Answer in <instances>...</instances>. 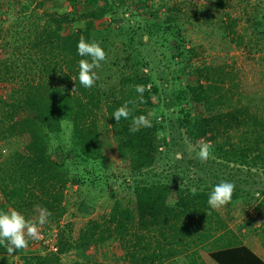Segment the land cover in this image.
Segmentation results:
<instances>
[{
  "label": "trees",
  "instance_id": "16d2710c",
  "mask_svg": "<svg viewBox=\"0 0 264 264\" xmlns=\"http://www.w3.org/2000/svg\"><path fill=\"white\" fill-rule=\"evenodd\" d=\"M82 2L86 9L75 16L80 25L78 28H63L73 22L69 12H53L49 17L50 24L46 23L47 27L40 29L34 24L32 36L27 38L31 47L37 48L38 59H45L41 65L43 78L40 81H24L23 84L17 85L19 92L23 94L24 102L35 112V117L13 120L7 127L0 128L2 138L13 133L26 135L24 147L26 152L17 153L14 166L0 167V173H4L0 175V193L6 205L22 214L23 207L39 206L52 213L50 218L56 219L62 215L61 197L65 177L47 151L49 131L56 130L60 120L66 118L71 120L72 131L68 149L63 151V156H68L72 152L73 162L75 157L78 158L81 154L77 141L79 138L77 118L85 119L89 115L93 118L96 110L103 108L110 125L111 136L124 155L129 176L134 179L130 186L133 195L132 206L120 205L114 201L108 216L104 219L105 231L119 239L134 237V242L133 240L129 242L126 238L127 242L133 244L130 246L131 250L126 252V264H157L172 254L182 257L183 260L181 249L188 251L186 248L189 244L197 245L223 227L217 213L207 203L212 188L220 183L217 181L220 176L224 173L233 175L228 170L232 167L249 169L264 166V114L258 115L246 104H242L241 96L244 94L237 88L231 68L225 69L222 65L212 63L199 65L190 63L192 48L185 46L181 36H175L181 30L174 20L167 19V12H157L156 18L151 16V22L142 25V32L146 36L145 42H142L134 40V31L131 29L141 30L138 25L124 27L121 24L114 30L110 22L94 24L95 20H100L104 16L113 18L117 13L120 15L119 9L123 0ZM212 4L222 8L224 0H212ZM120 18L124 20L122 15ZM251 25L258 28V32L264 38V11L259 17L252 18ZM96 32H102V37L96 36ZM114 32L124 38L120 41V48L125 52L124 66L128 71L126 74H123L124 71L119 73L116 84L114 79L112 80V75H100V69L109 61L111 43L105 44L108 41L107 35ZM230 32L233 33L234 29L230 28ZM81 37L88 42H99L107 53L106 61L101 62V67L95 70L99 79L90 89L84 88L78 78L79 61L90 59L77 54V44ZM150 40H153L154 44L162 45L167 51L165 58L180 63L179 72L190 78L187 77L188 80L184 83L178 79L177 86L172 90L177 96L173 108L179 110L178 127L182 129L186 142L193 143L206 136L211 145L210 151L215 157L207 162H194L195 160L185 159L182 152V158H176L173 166L182 168L183 175L189 171L201 172L194 174L195 178L190 179L189 183L179 185L173 178L158 180L150 178L147 174L156 156L161 155V148L159 150L158 147L168 148L165 123L169 120L167 111L162 109L159 100H153V95L157 98L158 88L161 87L156 82L163 80V77L158 74V80L152 77L156 73L155 63L140 52V48L148 46ZM247 41L246 37V43ZM245 53L247 55V51ZM12 64L13 60L2 61L4 72L0 74L11 71L9 66ZM137 85L145 86L143 103L140 102L136 91ZM74 87L76 91L72 93ZM73 101L77 109L73 108ZM126 102L130 115L128 119L121 118L117 123L112 115ZM141 115L148 117L151 126H141L138 132L130 133L129 127L132 126L133 119ZM88 122L92 124L93 120L90 119ZM203 143L193 148L192 153L199 151ZM94 179L97 180V176L89 178L88 183H94ZM192 188L197 190L195 196L190 192ZM236 189L237 187L235 191ZM236 197L234 192L232 200ZM20 205L24 206L21 208ZM0 210L5 211L4 206ZM134 222L137 224V230L133 229ZM261 224L264 225V213ZM142 229L148 233L156 231L162 236L168 231L166 235L168 237H163L165 243L157 249L152 248L149 252L148 243L140 249L142 238L139 236L145 235ZM221 240V236L216 235L214 241L221 243L214 247L208 246L206 250L207 256L216 264H264L245 245L224 243ZM163 244L167 247L165 248ZM59 249L61 251V246ZM5 250L6 248L0 245V253ZM56 260V255L42 256L37 257L33 263L55 264ZM31 262L30 257L21 264Z\"/></svg>",
  "mask_w": 264,
  "mask_h": 264
},
{
  "label": "rangeland",
  "instance_id": "374dc122",
  "mask_svg": "<svg viewBox=\"0 0 264 264\" xmlns=\"http://www.w3.org/2000/svg\"><path fill=\"white\" fill-rule=\"evenodd\" d=\"M85 9L82 0H73V3L71 0H0V69L3 70L0 73L4 72L1 62L13 60V64L9 66L11 71L0 74L1 129L7 127L13 120L35 117V112L24 102L23 94L19 92L17 86L24 81L36 82L43 78L41 65L45 59H38L37 48L31 47L28 40L32 36L33 25L36 24L39 29L47 27L45 24H50L49 17L53 12L65 11L71 14L73 22L63 28L75 29L80 26L75 16ZM119 10L124 20L117 13L113 18L104 16L100 20H95L94 24L110 22L113 29L121 24L124 27L138 25L141 30L131 28L134 31V40L145 42L146 36L142 32V25L150 23L151 16L156 18L157 12H167V19L174 20L180 27V33L175 36H181L185 46L192 48L190 63L193 65L212 63L222 65L225 69L231 68L237 88L244 94L241 96L242 104H246L258 115L264 114V38L258 32L259 29L251 25L252 18L259 17L264 11V0H224L222 8L213 6L212 0H123ZM230 28L234 29L233 33L230 32ZM117 34L114 32L107 35L108 41L105 44L111 43L109 61L105 64L106 70L104 66L100 69V75H112L115 84L121 71H124L123 74L128 72L124 66L125 52L120 48V41L124 38ZM95 35L102 37V32H96ZM140 52L155 63L156 73L152 77L157 79V74L163 77V80H160L164 82L163 85L160 81L156 82L161 87L158 88L157 98L153 95V100H159L160 106L167 111L169 117L165 123L168 148L158 147L159 150L161 148V155L156 156L147 174L150 178L158 180L173 178L179 185L189 183L190 179L195 178L194 174L201 172L189 171L183 175L182 168L173 166L175 154L184 152L185 159L200 162L199 151L192 153V150L204 141L209 143L206 136L193 143H187L182 129L178 127L179 110L173 108L177 96L172 90L177 86L178 79L184 83L190 78L179 72L180 63L165 58L167 51L162 45L154 44L153 40L149 41L148 46H142ZM172 76L174 78H171ZM3 102L12 105H4ZM74 102L73 108L77 109ZM90 119L93 120L92 124L88 122ZM77 120L79 122L77 141L81 154L78 158L75 157L73 162L72 152L68 156H63V151L68 149L72 131L71 120L67 118L60 120L56 125L57 129L49 131L47 151L65 177L61 197L63 212L56 219L48 217V222L41 227V231L55 245L56 250L52 252L47 247L29 240L26 249L18 250L11 257H7L6 250L1 252L0 257L3 259H0V264H21L30 257L31 264H34L33 261L37 257L53 255L57 256L55 264H126V252L131 250L130 246L133 244L129 242L131 240L134 242V237L119 239L108 235L104 219L108 216L114 201L120 205L132 206L133 195L130 186L134 179L129 176L124 155L111 136L104 109L96 110L93 118L89 115L85 119L78 117ZM3 137L0 136V167H12L17 160V153L26 152L24 148L26 135L13 133ZM228 170L234 176L224 173L217 181L233 183L237 187L235 191L237 197L221 209L214 210L223 227H219L217 233H213L203 242L197 245L189 244L186 248L188 251L181 249L185 262L182 257L172 254L157 264H213L206 250L208 246L214 247L221 243L214 241L216 235H220L224 243H244L264 256V225L261 224L264 213V166L249 169L232 167ZM96 176L97 180L94 179V183H88L89 178ZM256 193L260 194L259 197H256ZM2 206L5 211L12 209L10 205H6L0 193V208ZM22 206L24 205H20L21 208ZM33 207H23V215L35 221L39 213L38 207ZM136 225L134 222L135 230ZM138 230L140 232V229ZM141 231L145 235L139 236L142 238L140 249L148 243L149 252L152 248L157 249L165 243L162 238L168 232L162 236L156 231L149 233L143 229ZM163 246L167 247L166 244ZM135 250H138L137 246Z\"/></svg>",
  "mask_w": 264,
  "mask_h": 264
},
{
  "label": "clouds",
  "instance_id": "9594fccd",
  "mask_svg": "<svg viewBox=\"0 0 264 264\" xmlns=\"http://www.w3.org/2000/svg\"><path fill=\"white\" fill-rule=\"evenodd\" d=\"M77 54L81 57H90V59H81L79 61V83L86 89L95 86L99 76L96 69L101 67V62L106 61L107 53L97 41L88 42L83 37L80 38L77 44ZM150 88V85L148 86ZM144 85H137L136 91L139 94L140 102L143 103ZM76 91L74 87L72 93ZM130 110L128 103L117 108L112 117L119 123L121 118L128 119ZM150 127L148 117L141 115L133 119L132 126L129 127L130 133H136L140 127ZM210 143H203L199 148L198 158L201 162H207L209 159H215L210 151ZM176 158L181 159L182 154L176 153ZM193 196L196 195L195 188L190 189ZM235 192V185L231 182L222 181L215 185L209 193L207 203L213 210H219L228 205L232 201ZM259 197V193L255 194ZM38 207V218L33 221L26 218L20 211L10 209L8 211H0V245L6 248L7 257L13 256L18 250L26 249L29 240H37L41 237V227L48 222V217L52 215L46 208ZM3 259V257H0Z\"/></svg>",
  "mask_w": 264,
  "mask_h": 264
},
{
  "label": "built area",
  "instance_id": "2783aa9c",
  "mask_svg": "<svg viewBox=\"0 0 264 264\" xmlns=\"http://www.w3.org/2000/svg\"><path fill=\"white\" fill-rule=\"evenodd\" d=\"M41 231V229H40ZM32 242L37 243L40 246H45L47 247L48 250L54 252L56 250L55 245L51 242V240H49L48 238H46V236L43 234V232L41 231V237L37 240H32Z\"/></svg>",
  "mask_w": 264,
  "mask_h": 264
},
{
  "label": "crops",
  "instance_id": "0c3cea01",
  "mask_svg": "<svg viewBox=\"0 0 264 264\" xmlns=\"http://www.w3.org/2000/svg\"><path fill=\"white\" fill-rule=\"evenodd\" d=\"M242 245H245L244 243H242ZM254 255H256L260 260H262L264 262V256H262L261 254H259L258 252L253 251L251 248H249L247 245H245ZM213 264H216L213 261Z\"/></svg>",
  "mask_w": 264,
  "mask_h": 264
}]
</instances>
